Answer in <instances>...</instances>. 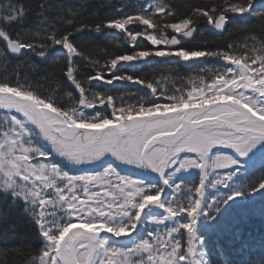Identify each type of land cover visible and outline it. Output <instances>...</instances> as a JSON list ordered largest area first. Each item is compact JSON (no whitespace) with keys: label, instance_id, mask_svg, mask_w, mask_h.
Returning <instances> with one entry per match:
<instances>
[{"label":"snow or ice","instance_id":"1","mask_svg":"<svg viewBox=\"0 0 264 264\" xmlns=\"http://www.w3.org/2000/svg\"><path fill=\"white\" fill-rule=\"evenodd\" d=\"M255 5L222 0L180 14L166 0H128L108 3L103 18L93 13L88 22L84 0H42L26 23L30 5L0 0V221L22 203L39 245L0 249V264H210L201 218L214 221L229 201L264 190V175L251 186L238 182L241 158L251 154L264 167V5ZM234 18H254L260 33L226 47L184 48L185 40L210 43L201 19L230 33L242 27L227 29ZM95 36L122 39L132 50L105 53L101 64L85 50ZM139 37L178 47L142 50ZM29 53L58 59L39 75L36 64H13ZM152 56L195 69L186 94L121 71ZM61 63V78L79 93L77 102L64 92L69 106L43 94L40 83L60 88L54 77ZM82 67L92 72L78 78ZM28 70L39 75L35 84ZM101 81L151 92L133 103L130 94L95 91ZM56 156L80 167L65 170Z\"/></svg>","mask_w":264,"mask_h":264},{"label":"trees","instance_id":"2","mask_svg":"<svg viewBox=\"0 0 264 264\" xmlns=\"http://www.w3.org/2000/svg\"><path fill=\"white\" fill-rule=\"evenodd\" d=\"M24 2L31 6L26 23H32L35 10L42 0H24ZM71 2L76 3L78 0H71ZM122 2H128V0H84L85 8L82 10V18L88 22H93L96 19L93 13H97L100 18H103L110 11L106 7L108 3L118 6ZM131 2L134 3L135 0H131ZM166 2L170 6H173L180 14H184L192 5H208L210 7L214 3H221L222 0H166ZM229 15L231 16L232 14ZM233 24L242 25V27L240 30H233L230 33L225 30L221 34H215L209 30L206 20L201 19L198 28L208 38L210 43L205 45L188 40L184 41L183 46L186 49L215 46L226 47L229 43L242 41L246 35H249L253 31L257 34L261 31L258 21L254 18H234L228 23L227 29H232ZM129 27L135 26L132 25ZM111 31L116 32V30ZM169 33H171V30H169ZM197 36L199 37V32ZM138 39L143 41L142 50L154 52L158 49L152 46L147 40H143V37H139ZM117 45L123 46L119 47ZM2 46L0 44V47ZM156 47H159V45H156ZM99 49H103V51H99ZM85 50L90 52L103 64L106 59L105 53L117 54L131 52L132 46L124 43L122 39L117 40L116 44H113L109 43L105 36H95L92 44ZM153 57H148L145 60L147 62H134L135 66L133 68H124L121 71L134 77H142L146 81L154 82V86H156L155 82H159L160 87L164 90H175L183 87L186 94L191 87L188 84V77L195 75V69L184 65L181 61L177 62V59L168 60ZM57 59L58 57L53 54L46 61H42L41 58L29 53L26 56H20L14 59L13 64L23 61L25 68L29 62L36 64L41 69L39 75H43V71L52 66L53 61ZM60 59L62 60V58ZM209 63L215 64L217 62L209 60ZM219 63L222 64L223 61ZM60 67H63L62 63L56 68L54 80L59 81L61 87L58 88L56 82L49 84L47 81H41L40 83L44 84L42 92L43 94L53 95L58 103L69 106L70 102L68 97L64 95V92L71 91L76 97L77 102L79 93L66 80L61 78ZM91 72L92 69L90 67H82L78 78H83L84 74ZM39 75L28 70V76L34 84L39 81ZM105 78L110 77L105 76ZM93 83L95 84L97 82ZM99 85V87L95 88V91L110 93L115 97H119L121 94H130V102L133 103L140 97L147 96L151 92L150 89L144 88L143 85L128 81H117L110 87L103 86L101 83ZM52 89H55V92H52ZM127 98L128 96L126 95ZM261 175H264V167L257 164L252 171H248L247 175L241 179L238 178V182L242 181L251 186ZM221 191L226 192L227 189H221ZM241 197L245 199L242 205L224 207L222 213L217 215L214 221L208 220L199 230L203 236V248L208 254L210 264H264V190L256 193L244 192ZM3 200L4 194L0 192V201ZM22 208L23 204L18 203L11 209H6L7 221H0V249L39 247L36 240V232L23 215ZM13 225L15 226V234L12 232ZM2 259L3 257H0V260ZM8 259L11 261L13 257L9 255Z\"/></svg>","mask_w":264,"mask_h":264},{"label":"rangeland","instance_id":"3","mask_svg":"<svg viewBox=\"0 0 264 264\" xmlns=\"http://www.w3.org/2000/svg\"><path fill=\"white\" fill-rule=\"evenodd\" d=\"M3 111V110H0ZM46 144V142H43ZM50 147V146H49ZM60 158V157H59ZM61 159V158H60ZM253 160V161H252ZM258 163V159L254 158L251 156L249 157H245V158H241L240 162H239V168H240V175H247L248 174V169L249 171H252L253 168L256 166V164ZM250 165V166H249ZM86 166V165H85ZM239 175V176H240ZM241 197V196H240ZM227 208V207H225Z\"/></svg>","mask_w":264,"mask_h":264},{"label":"water","instance_id":"4","mask_svg":"<svg viewBox=\"0 0 264 264\" xmlns=\"http://www.w3.org/2000/svg\"><path fill=\"white\" fill-rule=\"evenodd\" d=\"M214 31H216V32H219L218 30H215V29H213ZM220 33V32H219ZM171 47V46H170ZM234 201H236V199L234 200Z\"/></svg>","mask_w":264,"mask_h":264}]
</instances>
